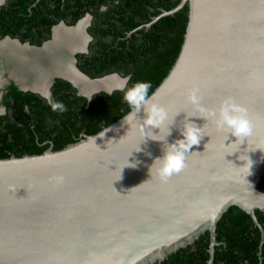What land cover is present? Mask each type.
Instances as JSON below:
<instances>
[{
	"label": "water",
	"instance_id": "water-1",
	"mask_svg": "<svg viewBox=\"0 0 264 264\" xmlns=\"http://www.w3.org/2000/svg\"><path fill=\"white\" fill-rule=\"evenodd\" d=\"M185 4L180 50L148 100L167 112L160 129L141 136L143 108L125 123L130 109L60 149L0 157V264H151L204 231L214 244L216 223L230 205L260 227L255 210H264V191L257 186L264 172V0H180L150 22ZM90 19L86 14L65 28L85 21L84 47L70 52V63L85 80L98 81L110 73L91 78L74 58L87 52ZM54 27L34 49L54 40ZM54 77L87 99L114 87L99 85L84 93L71 77L53 73L45 91ZM15 81L23 90L44 92ZM194 88L206 109L228 96L247 108L251 135L241 141L218 129L189 100ZM188 121L202 127L200 142L186 153L181 171L161 180L155 166L149 168L163 154L165 141L150 137L162 138L170 128L166 142L171 143ZM57 176L62 182L53 180Z\"/></svg>",
	"mask_w": 264,
	"mask_h": 264
},
{
	"label": "trees",
	"instance_id": "trees-1",
	"mask_svg": "<svg viewBox=\"0 0 264 264\" xmlns=\"http://www.w3.org/2000/svg\"><path fill=\"white\" fill-rule=\"evenodd\" d=\"M180 0H7L0 7V36L9 34L21 40L29 39L39 45L51 34V26L59 20L74 24L85 13L91 14L87 32L91 35L88 50L78 53V67L91 78L120 72L131 73V85L135 81H149V94L168 73L180 50L188 20V6L160 16L150 22L162 10H168ZM105 6L106 10H101ZM150 22V23H149ZM13 98L21 102V113L30 116L29 104L36 100L37 120L33 128L11 125L13 140L0 130V157L25 153H41L53 141L57 150L75 142L81 132L94 134L111 124L130 110L123 93L110 95L98 91L90 99L77 94V89L62 78H55L51 98L62 102L65 110L54 111L50 103L38 93L22 91L11 84ZM23 124V123H22ZM37 137V139H35ZM258 188L264 191V172ZM264 226V210H255ZM229 222L231 225H227ZM240 224H236V223ZM252 226L251 217L237 205H230L216 223L217 231L235 230ZM254 226V225H253ZM238 227V228H239ZM256 230L258 227L254 226ZM207 232L203 235L206 236ZM247 242V241H246ZM256 244V243H252ZM169 259L160 264H171ZM171 261V262H170Z\"/></svg>",
	"mask_w": 264,
	"mask_h": 264
},
{
	"label": "flooded vegetation",
	"instance_id": "flooded-vegetation-1",
	"mask_svg": "<svg viewBox=\"0 0 264 264\" xmlns=\"http://www.w3.org/2000/svg\"><path fill=\"white\" fill-rule=\"evenodd\" d=\"M6 1L7 0H0V7L6 4ZM86 14H90V13H85L84 15ZM81 22L83 23L82 26L83 42L85 43L86 40V35L84 34L85 21H80V23ZM70 25L72 24H67L65 23V21L59 20L57 23L51 26V32L54 26H55L54 27V31H55L56 27L61 26L65 28ZM48 39H45L41 42V44L36 45L31 43L29 39L21 40L18 36H11L9 34H5L0 36V48H4V45H2L3 43L11 42L14 44V46L18 45V47H23L26 48L27 50H37L34 48L40 47ZM52 42L53 41H51L49 44H52ZM84 43L80 45V49L84 46ZM49 44H47V46ZM88 44H87V50H88ZM66 47L67 46L63 47V49L65 50ZM54 48H59V47H54ZM52 50H53L52 48L47 49L45 52H42V56H44L45 58H49L48 54L53 53ZM78 53H85V52H76L74 54L75 63L77 67H78L77 63L79 61L77 56ZM64 56H67V54ZM1 71L4 72L0 82V93H2V95H0V105H4L8 111L6 115L0 116V130L7 133V138L9 140H13L15 134L11 130L12 129L11 125L14 126L25 125V127L30 126V128H33V132H35L34 127L36 126V120H37V115H36L37 112L35 108L36 100L33 99L32 102L29 104L30 106L29 112L31 115L26 116L25 114H22L20 109L21 102L16 101V99L13 98V92L11 91L10 88L11 84H14L17 89L22 91H31V90L21 89L19 84L16 83L15 77L10 76V73L7 70V68L2 69ZM55 78L57 77H54V79ZM53 82L49 87L50 91ZM34 93H38V92H34ZM38 94L43 97V95H41L40 93ZM83 134L84 133L81 132L80 134L74 137L75 138L78 137L79 140L83 136ZM35 139H37V137H35ZM46 143H48V147L53 148V141L49 138L44 139L40 143V145ZM256 218L260 224V227L256 224V222L252 219V217H251V221L254 226L258 227V230H256L253 225L249 226V228L244 230L239 227L240 225H237L239 228L237 227L236 233L231 234V232H234L235 230H230L229 227L221 229L219 232L217 231L216 228L215 243L212 245L210 244L209 232L204 231L198 237H196L192 243H189L184 247L178 248L176 251L168 254L164 259L160 261H156L151 264H160L162 261L169 259V257L172 254H174L175 259L172 262L170 261L171 264H264V226L262 225V222L260 221L257 215ZM227 223H228L227 225H231L229 222ZM236 224H240V223L238 222ZM206 232L207 235L203 236ZM252 243H256V244H252Z\"/></svg>",
	"mask_w": 264,
	"mask_h": 264
},
{
	"label": "clouds",
	"instance_id": "clouds-1",
	"mask_svg": "<svg viewBox=\"0 0 264 264\" xmlns=\"http://www.w3.org/2000/svg\"><path fill=\"white\" fill-rule=\"evenodd\" d=\"M101 10H106L105 6L101 7ZM91 20V19H90ZM87 51V49H85ZM116 81L113 88L108 89L109 95L113 91H120L123 93V99L130 106L131 111L123 118V121L132 120L137 116V113L143 108L145 117L142 123L137 125L141 136L149 137L147 129L158 128L167 119V112L156 103H148L150 98L149 89L151 83L149 81H135L131 85L129 81L132 79L131 73L121 74L120 72H112L109 74ZM2 95V93H0ZM43 97L50 103L52 109L65 110V106L62 102L54 101L51 98L50 88L47 91L41 93ZM189 100L195 104L199 111L207 112V116L212 119L215 126L243 141L246 137L252 133V122L248 116V110L244 106L235 102V100L228 96L222 99L219 106L214 109H206L199 104V96L197 90L194 88L189 94ZM7 108L4 105H0V116L7 114ZM109 129H107L108 131ZM105 131V132H107ZM105 132L102 134L104 135ZM180 138L175 139L173 142H166V137L170 134V128L167 134L162 138H157L155 135L150 138L158 141H165L163 146V154L156 157L150 170L155 166V172L161 180H166L174 173H178L185 167L186 153L189 149L200 142L202 137V127H197L192 122L183 124L180 129ZM53 180L57 183L62 182L63 177H54Z\"/></svg>",
	"mask_w": 264,
	"mask_h": 264
},
{
	"label": "bare ground",
	"instance_id": "bare-ground-1",
	"mask_svg": "<svg viewBox=\"0 0 264 264\" xmlns=\"http://www.w3.org/2000/svg\"><path fill=\"white\" fill-rule=\"evenodd\" d=\"M82 26L81 22L73 30L56 27L52 44L49 42L48 46L46 44L40 50H27L18 45L14 46L11 42L3 43L4 48H0V69L7 68L22 85L36 87L41 91H45L48 78L53 73H64L71 77L84 93L96 89L99 85L107 88L115 86L116 81L110 75L98 81H87L73 71L70 52L80 49V45L84 43ZM65 46L67 47L64 50ZM50 48L53 53L48 54L49 58L42 56V52ZM65 53L67 56H64Z\"/></svg>",
	"mask_w": 264,
	"mask_h": 264
},
{
	"label": "rangeland",
	"instance_id": "rangeland-1",
	"mask_svg": "<svg viewBox=\"0 0 264 264\" xmlns=\"http://www.w3.org/2000/svg\"><path fill=\"white\" fill-rule=\"evenodd\" d=\"M88 27V26H87Z\"/></svg>",
	"mask_w": 264,
	"mask_h": 264
}]
</instances>
